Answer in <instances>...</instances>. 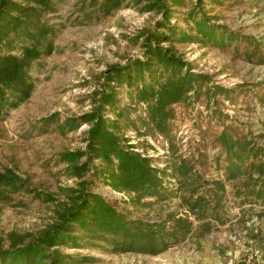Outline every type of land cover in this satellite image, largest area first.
<instances>
[{
	"label": "trees",
	"instance_id": "trees-1",
	"mask_svg": "<svg viewBox=\"0 0 264 264\" xmlns=\"http://www.w3.org/2000/svg\"><path fill=\"white\" fill-rule=\"evenodd\" d=\"M126 1L89 0L80 12L84 18L108 16ZM135 1L143 3V11H157L162 17L153 30L138 35L143 57L109 65L101 72L100 86L90 95L91 109L59 126L74 130L89 125L84 132L85 148L59 155L67 176L78 179L77 186L51 194L34 187L12 167L0 169V202L30 194L55 206L53 221L37 231L0 233V264H66L70 257L61 246L87 242L106 243L114 253L157 256L188 237L200 241L235 219L246 223L254 215L260 220L264 217V143L236 138L226 127L219 140L232 173L214 177L198 166L201 155L188 159L173 140H167L162 160L123 143L127 126L134 123L132 109H141L140 120L150 129L169 136L176 107L193 105L211 78L193 71V63L174 45L176 38L189 36L172 21L173 6H183L184 0ZM62 2L0 0V121L31 97L33 70L57 49L55 39L64 24L53 19ZM203 2L193 3L186 15L195 38L211 46L234 43L238 34L214 23ZM210 89L203 93L206 97ZM94 180L121 197L94 191ZM248 234L252 240L258 238L254 229Z\"/></svg>",
	"mask_w": 264,
	"mask_h": 264
},
{
	"label": "rangeland",
	"instance_id": "rangeland-1",
	"mask_svg": "<svg viewBox=\"0 0 264 264\" xmlns=\"http://www.w3.org/2000/svg\"><path fill=\"white\" fill-rule=\"evenodd\" d=\"M85 1L88 4L89 0H63L60 4L53 19L64 24L55 39L57 49L33 70L31 97L0 121V169L12 167L34 187L51 194L77 186L78 179L67 176L59 155L84 149L89 125L74 130L59 126L91 109L90 95L100 86L101 72L109 65L143 57L138 35L153 30L162 19L157 11H143V3L135 0H127L108 16L84 18L80 8ZM196 1L184 0L183 6H173L172 21L189 35L186 40L176 38L174 45L193 63V71L211 77L209 84L203 86L193 105L176 107L177 118L170 123L169 136L164 138L150 129L140 120L144 115L141 109L134 108V123L127 126L122 138L127 147L160 160L165 155L161 151H167V140H173L188 159L203 157L198 166L208 177L230 175L228 157L219 140L226 127L236 138L264 143V0H218L223 4L204 0L212 21L238 34L234 43L222 47L195 38L186 15ZM209 87L206 97L203 93ZM91 188L107 197H121L100 181L94 180ZM54 207L30 194L0 202V233L37 231L53 221ZM253 217L246 223L235 219L220 225L197 242L188 237L157 256L114 253L106 243L63 245L61 249L70 257L66 264H264V217ZM253 229L258 233L255 240L248 234Z\"/></svg>",
	"mask_w": 264,
	"mask_h": 264
},
{
	"label": "built area",
	"instance_id": "built-area-1",
	"mask_svg": "<svg viewBox=\"0 0 264 264\" xmlns=\"http://www.w3.org/2000/svg\"><path fill=\"white\" fill-rule=\"evenodd\" d=\"M164 152H165L164 150L161 151L162 154H164Z\"/></svg>",
	"mask_w": 264,
	"mask_h": 264
}]
</instances>
